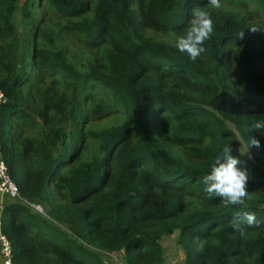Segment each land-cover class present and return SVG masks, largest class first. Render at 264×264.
Wrapping results in <instances>:
<instances>
[{
    "label": "trees",
    "instance_id": "obj_1",
    "mask_svg": "<svg viewBox=\"0 0 264 264\" xmlns=\"http://www.w3.org/2000/svg\"><path fill=\"white\" fill-rule=\"evenodd\" d=\"M43 1L60 30L37 16ZM19 2L0 0V156L20 194L0 209L12 264H164L174 232L184 264H264V135L251 127L264 119V0H24L20 35ZM194 8L214 24L196 60L174 46ZM252 137L260 147L241 155ZM227 143L249 177L239 206L202 184ZM245 212L261 223L241 235Z\"/></svg>",
    "mask_w": 264,
    "mask_h": 264
},
{
    "label": "clouds",
    "instance_id": "obj_2",
    "mask_svg": "<svg viewBox=\"0 0 264 264\" xmlns=\"http://www.w3.org/2000/svg\"><path fill=\"white\" fill-rule=\"evenodd\" d=\"M209 4L214 8L221 7L220 0H209ZM249 28L253 32L260 31L255 26ZM213 31L214 24L210 13L194 8L191 14L190 27L184 35L176 40L174 46L180 52L187 53L192 60H196L205 51L203 45L205 41L210 39ZM251 127L264 135V119L253 120ZM251 146L260 147V141L255 137L249 138L243 147L241 146L239 149L241 155L251 157L249 152ZM220 150L225 162H220L219 155L217 156L216 163L213 164L211 171L202 178L204 192L209 198L217 197L233 206L243 205L245 198L248 196L246 190L249 179L248 174L246 170L237 167L239 160L231 155L229 143L225 144ZM260 223L261 221L257 219L254 213L245 212L242 222H236L232 227L235 231L244 235L247 228L258 227ZM201 248L202 245H198V250Z\"/></svg>",
    "mask_w": 264,
    "mask_h": 264
},
{
    "label": "rangeland",
    "instance_id": "obj_3",
    "mask_svg": "<svg viewBox=\"0 0 264 264\" xmlns=\"http://www.w3.org/2000/svg\"><path fill=\"white\" fill-rule=\"evenodd\" d=\"M24 0H20L19 2V9L16 12L15 18H16V24H17V29H18V34L20 35L23 29V21H22V15H21V11H20V7L22 5ZM225 5L227 7L233 8L232 5L225 3ZM36 14L37 16L39 15H43L44 18H46V24L49 28H52L54 30H60L61 28V24L62 22L59 21L58 19H56L52 14L47 15L46 12V5L43 2H39L38 4V8L36 10ZM247 14V13H246ZM48 16V17H46ZM62 37L64 39V42L66 43V45H68L69 49L71 51L74 52H78L81 53L79 51L78 45L76 44L75 41H73V38L68 34V33H63ZM112 115L100 120H96L92 122V125L95 127L97 126H112L115 123H117L121 118L119 115ZM243 143L240 140V144H239V148H241V146L243 147ZM39 204V203H38ZM42 214H46V207L44 205H42ZM41 213V212H40ZM177 236H178V232H174L172 234H168L165 235L164 237L161 238V245L163 247V254H164V264H184V251L182 250V248L178 245L177 243ZM107 258V259H106ZM106 260L110 263V264H119L120 258L119 255L116 254H110L109 256H106ZM109 258V259H108Z\"/></svg>",
    "mask_w": 264,
    "mask_h": 264
},
{
    "label": "built area",
    "instance_id": "obj_4",
    "mask_svg": "<svg viewBox=\"0 0 264 264\" xmlns=\"http://www.w3.org/2000/svg\"><path fill=\"white\" fill-rule=\"evenodd\" d=\"M0 101H4V93L0 89ZM8 197L10 199H19L20 194L17 185L11 179L8 168L5 161L0 156V209L3 205V198ZM24 202L30 205L35 211L41 212L42 206L38 203H31L24 200ZM12 252L11 244L8 238L0 231V264H12Z\"/></svg>",
    "mask_w": 264,
    "mask_h": 264
}]
</instances>
